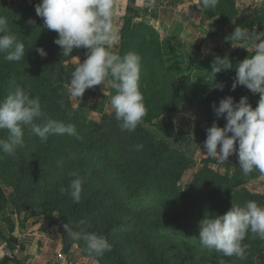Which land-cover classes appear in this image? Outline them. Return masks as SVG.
<instances>
[{"label":"rangeland","instance_id":"obj_1","mask_svg":"<svg viewBox=\"0 0 264 264\" xmlns=\"http://www.w3.org/2000/svg\"><path fill=\"white\" fill-rule=\"evenodd\" d=\"M21 3L23 0H0V16ZM207 10L210 15L208 18L214 22L215 29L220 33L228 30L236 18L231 0H218L215 9ZM146 32L138 27V24H132L130 29L117 35V44L113 51L121 56L129 51L138 54L141 58V70L144 68L152 74H157L155 82L161 89L154 83L152 90L165 89L162 80L175 76L180 93L188 95L192 93V85H200L209 79L211 72L208 68L198 73L194 70L196 65L209 60L201 54L203 43L199 38L188 36L184 41L176 42L152 36L145 40ZM212 46H215L214 42ZM2 57L0 54V61L3 60ZM20 80L23 82L27 79ZM1 81L0 79V83ZM7 83L9 88H4L0 100L16 89L13 84L14 77L7 80ZM93 88L98 89L97 86ZM99 90L100 96L96 99L91 95L87 96V101L83 100L84 108H88L86 111L82 110V107L75 108L77 113L73 115L62 112L64 101L58 103L55 96L49 99L39 97L46 118L62 121L66 125H75L82 139L78 140L75 136L67 134L51 135L46 143H42L31 131L25 129L24 144L17 148L15 155L0 151V216L5 211L8 216L3 217L7 218L8 224L15 223L19 227H24L25 223L32 221L39 230L59 240L66 250L76 249L79 253L93 258L97 264H199L200 259L203 264H216L218 258L221 261H235L236 264H264V239L254 238L251 233L243 241L248 245L245 259L227 257L220 252L221 255L213 253L215 250L206 253L210 249L202 246L199 240V225L207 215H224L231 209L233 202L243 205L248 201H256L264 206V199L246 197L245 194L250 192L243 188L247 183L242 179L250 180L255 177L256 172L246 176L238 165L231 168L215 163L207 165L215 175L219 174V180L224 177L231 180L230 183L225 181L221 184L222 187L214 190V196L205 192L208 188L206 179L209 178H205V174L200 179L202 184L198 188L187 190L204 169L202 163L208 160L203 154L204 143L201 146L194 139L197 136L198 122L206 121L210 124L213 121L209 113L200 107L194 112L185 110L181 113L178 109L144 124L145 130L156 139L164 143L168 139L165 144L169 149L178 150L192 160L193 163L185 164V167L182 165L184 162L174 153H167L164 158L156 155L146 158L143 154L140 155L135 151L136 146L140 145L137 137L135 143H126L123 137L114 138L111 142L115 144V150L110 147L108 155L98 157V145H89L90 135L93 133H86L88 123L100 124V128L95 130L101 131L104 139L101 138L106 140L109 130L104 128L115 114L109 99L115 92L108 93L107 90L105 95L103 90ZM166 125L167 131L163 129ZM194 129L196 133H193ZM176 132L180 133L176 135ZM202 134L205 142L207 131ZM170 135L172 136L167 138ZM7 136V130H0V139H7ZM144 144L146 148L152 146L148 142ZM235 156H230L227 162ZM132 160H138L137 165L146 162L145 166L149 168L150 181L146 184L149 186L142 187L145 188L143 190L147 189L146 191H141L140 188L137 190L133 185L136 179L140 180V176H134L132 166L136 164L131 165ZM72 172H77L83 179L79 203H74L66 191H61L68 188L72 179L69 174ZM164 186H173L178 192H175V200L168 199V202L174 203L175 206L170 208L168 213L164 212L166 205L162 200L161 189ZM194 191L198 192L199 197L192 198V202L188 201L185 206L182 195L193 194ZM230 193L239 195L232 198ZM226 197L229 200L223 203ZM181 203L190 210L185 209L189 214L188 218L185 217L186 214L183 216V209L178 208ZM141 205H160L162 212H150L141 217L136 213V209ZM169 215L181 221L179 226L165 223ZM81 220L85 221L83 225L80 224ZM66 224H71L73 230L80 233H96L103 236L110 243L111 250L98 256L90 255L83 239L76 241L68 236L64 228ZM130 225H133L132 228H129ZM133 227L136 228L134 231Z\"/></svg>","mask_w":264,"mask_h":264},{"label":"clouds","instance_id":"obj_2","mask_svg":"<svg viewBox=\"0 0 264 264\" xmlns=\"http://www.w3.org/2000/svg\"><path fill=\"white\" fill-rule=\"evenodd\" d=\"M217 5L218 0H201L200 9H215ZM35 11L43 18L44 28L58 33L54 43L62 49L64 57L71 55L74 49L88 50L87 58L71 74L69 93L78 98L90 88L97 85L105 87L107 84L115 90L110 103L116 120L120 122V129L134 131L146 114L139 86L141 58L132 51L123 56L113 51L117 42L113 25L114 0H41L35 6ZM34 23L29 20V24ZM225 39L234 48L240 42L251 44L254 48L251 57L235 66L236 77L232 90L245 86L252 93L259 94L260 99L255 108L247 97L235 102L233 97L228 96L219 102V106L214 104L215 115L224 118L226 124L221 128L214 122L207 129L203 154L218 159L220 163L227 162L230 156L237 154L244 175L256 171L264 176V39L250 36L249 30L241 26H236L234 32ZM37 51L41 56L47 55L43 48ZM0 54L8 62H19L25 55V44L10 31L4 16H0ZM232 68L229 58L217 56L212 72L216 75ZM219 87L223 90V86ZM25 129L31 131L42 143H46L51 135L67 134L82 139L75 125L46 118L40 98L16 87L14 92L0 100V130L8 132L7 139H0V151L15 155L17 148L24 144ZM136 147L139 149L142 146ZM69 175L72 179L68 188L61 191H66L74 203H79L83 179L77 172ZM84 223L80 221L81 225ZM199 227L202 246L227 257L245 259L248 245L243 241L248 234L264 239V206L256 201H248L243 205L233 202L226 214L207 215ZM64 228L73 240H84L90 255L98 256L111 250L110 243L103 236L74 231L71 224L64 225Z\"/></svg>","mask_w":264,"mask_h":264},{"label":"trees","instance_id":"obj_3","mask_svg":"<svg viewBox=\"0 0 264 264\" xmlns=\"http://www.w3.org/2000/svg\"><path fill=\"white\" fill-rule=\"evenodd\" d=\"M231 1L235 10V17H236L237 10L235 8V3L234 0ZM205 12L207 16H210L208 10H206ZM1 16L7 18L8 27L10 31L13 34H15L17 38L25 44V55L23 59L19 62H8L5 61L2 57L3 60L0 61V79L2 80L0 83V98L1 95L3 94L4 88L5 89L9 88L7 80H9L11 77H14L13 84L15 88L21 87L31 96L33 97L38 96L41 97L42 99H49L51 98V96H55V98L58 99V103L64 101V104L62 105L64 107L63 109H61L62 112L64 111V113H67L69 115L76 114L77 111H75L76 109L72 107L71 94L68 91V85L70 82L71 74L76 67L68 65L67 61L70 58L80 54L87 57L88 50L84 48L74 49L71 55L64 57L62 53V49L57 44L54 43V41L58 38V33L53 30H48L44 28L43 18L39 17L36 14L35 5L29 4L26 1H23V3H21L20 5L11 7L10 9L7 10L5 14H2ZM29 20L35 21V23L29 24ZM228 22L230 23L231 19H229ZM132 24H133L132 21L127 19L125 26L121 30V33L130 29L132 27ZM259 24L261 23L259 22ZM250 26L253 27L255 25L251 23ZM138 27H141L145 31H147L145 40L152 38V36L153 37L156 36L159 38L158 34L152 28L145 25H138ZM230 33L231 31L226 34L221 32L220 34H209L208 36L209 37L227 36ZM39 48H43L47 53V55L41 56L37 51V49ZM253 54L254 53L243 52L237 57L230 59L233 64L232 69L226 71L222 70L220 73H217L214 76L215 78L207 79L206 82L200 85H192L191 86L192 93L191 94L188 93V95L185 94L183 95L180 93V91L178 90V80L175 76H169L168 78L163 79L162 84L165 85L166 88L163 90H158L161 89V86H159V84L155 82L157 79V74L156 73L152 74L149 70L143 68L140 74L139 86H140V91L144 98L146 114L143 117L142 123L139 124L137 128L132 132L122 131L119 127L120 122L116 120L114 114L112 115L111 119L108 120L110 122L106 123V126L104 128L106 130H109V132L106 135L108 137L106 140H103L104 135H102L101 131L98 132L99 130L98 131L95 130L97 128H100V124L88 123L89 128L87 129L86 133L87 134L93 133L92 135H90L89 145L91 147L98 145L97 155L98 157H103L109 154L110 147L115 146V144L111 142L114 138L123 137L126 143H132V142L135 143L134 140L137 137V140H139L140 145L142 147H140L139 149L135 148V151H137V153H139L140 155L143 154V156H145L146 158H149L151 155L154 156L156 155V157L164 158L167 153H168L167 155L174 153L177 157H180L178 159H180L181 162H184V164H182L183 167H185V164L187 165L189 163L190 164L193 163L192 160L188 159L185 156V154H182V152L178 150H171L166 146L165 144L166 142L164 143L162 140L156 139L153 134L145 130L144 124L151 123L155 118L157 117L160 118L165 113L176 112L183 104H187L188 106L210 105L213 109L214 104L216 106H219V102L228 96L233 97L235 102H239V100L242 97L248 98V94L244 92L245 86H238L233 91L232 84L236 77L235 66L238 63L242 62L244 59L251 57ZM213 62L214 61L206 60L205 62L196 65L195 69L202 70L208 68L209 71H212ZM23 78H26L27 80H23V82H21L20 79ZM154 83H156L158 87L157 90L151 89V86ZM219 86H223V90H221ZM111 91L115 92L114 89ZM111 96L112 95H110L109 99H111ZM256 99L258 103L260 99L259 95L256 96ZM217 119H218L219 127L223 128L226 124L225 119L224 118H217ZM84 120L86 122V117H84ZM163 129L167 131V128L164 127ZM179 133L180 132H176V135ZM171 136L172 135L167 136V138ZM101 137H103V139ZM145 142L151 143L152 146L146 148V145L144 144ZM137 162L138 160L137 161L132 160L131 165L136 164ZM211 163L223 165L225 168L235 167L236 165L240 166L238 157L225 163H220L218 159H213V158L208 159L202 163L204 165V169L200 171V174L197 175V177L194 179L193 184L187 187V190L191 191V189L193 188L196 187L198 188L202 184L200 179L202 178V176L204 177V174L206 175L205 178L209 176V178L206 179L208 188L206 189L205 192L207 195L210 193L212 196H214L213 194L214 190L222 187L221 184H223L225 181L227 183L231 182V180L228 179L227 177H224L222 178V180H219L220 178V176H218L219 174L215 175L216 173L207 166ZM145 164L146 162L144 164L140 162L138 163V165L136 164L132 166L134 170L133 171L134 176H137V178L138 176H140V180L136 179L133 185L135 188H137V190H139L140 188L141 191L145 189L142 187L149 186L146 184L147 182L150 181L149 178L151 173H149V168H147ZM127 165H129V163ZM255 174L258 175L259 173L256 172ZM156 181L158 180L156 179ZM242 181L246 182L248 180L242 179ZM153 185L154 184H151V186ZM165 186L164 188L161 189V192L163 195L162 198L163 203H165L166 205L164 212L168 213L170 208L175 207L174 203L172 204L168 202V199L170 201L175 200L176 193L178 192L176 191V189H174L175 185H173L174 187L172 186V188H166ZM237 194L239 195V193H234V194L230 193V197L233 198ZM182 196L184 201L186 202L185 204L186 206L188 205V201L191 203L192 198L194 199L195 197H199V194L197 191H194L193 194L192 193L187 195L183 194ZM245 196L248 198L263 199L262 196L252 195L251 193H246ZM206 199H208V197ZM228 200H229L228 197H226L223 203H225V201ZM185 206L183 207V204L181 203L178 208L183 209V213H182L183 216L186 214L185 217L188 218L189 214L186 213L185 209L188 211L190 210L188 208H185ZM150 212L151 213L153 212L155 214H159L160 212H162L160 205L159 206L141 205L138 206V208L136 209L137 215L139 214V216L141 217H144V215L146 214H150ZM177 220H178L177 218L173 217L172 215H169V217L166 219L167 222L165 223H173L179 226L181 221H177ZM159 221H161L160 218ZM131 226L133 225H130L129 228H132ZM133 228L134 231L136 228L135 227ZM251 243L253 242H249V244ZM254 244L256 245L257 242L256 243L254 242ZM211 251L212 250H207L206 253L208 252L212 253ZM213 253H219V252L215 251ZM220 262L221 260L218 258L216 264H220ZM203 263H204L203 260L200 259L199 264H203ZM223 264H236V262L227 260V261H223ZM249 264H254V263L250 262Z\"/></svg>","mask_w":264,"mask_h":264},{"label":"crops","instance_id":"obj_4","mask_svg":"<svg viewBox=\"0 0 264 264\" xmlns=\"http://www.w3.org/2000/svg\"><path fill=\"white\" fill-rule=\"evenodd\" d=\"M23 1L35 6L41 2V0ZM234 3L237 16L233 24L229 26V29L224 30L223 33L226 34L231 30V33L227 35L230 36L235 30V25H237L248 29L250 36H259L264 39V0H234ZM114 6L113 25L116 39L128 19L133 24L152 28L159 38L162 39L182 42L188 36L199 38L203 43L202 56L211 61H214L217 56L233 59L243 52L254 53V48L251 44L240 42L234 48L231 42L226 41L225 38L227 36L209 37V34H220V32L215 29L214 22L208 18L205 10L200 9L201 0H114ZM251 23L255 26L251 27ZM213 42L215 46H212ZM86 58L80 54L70 58L67 64L77 67ZM194 70L195 73L200 72V70L195 68ZM210 72L209 79L215 78V73ZM97 87V90L95 88L86 90L82 97L77 98L71 95L72 107L74 109L82 107L81 109L86 111L88 108H84L82 102L83 100H88L87 96L93 95L96 99L97 96H100L99 89L103 90V92L108 90V93L111 91V87L107 86V84L105 87L104 85H97ZM244 92L248 94V102L252 107H257L256 96L259 94L252 93L246 87ZM77 102L79 103L78 105ZM199 107L205 109V112L207 111L213 120L210 124L206 121L198 122L197 133L194 129L193 133L197 135L194 141L202 146L204 143L203 131H207L214 122L219 126L217 116L212 107L210 105L190 107L183 105L178 111L181 113L185 110L194 112ZM165 128H168V125ZM234 155H236L234 158L238 157L237 154ZM206 158L211 159L208 156ZM246 183L243 188L247 192L264 197V176L258 174L246 181ZM6 215L8 216L4 211L0 216V264H97L93 258L79 253L76 249L66 250L59 240L53 239L48 233L39 230L37 225L31 223L32 221L25 223L24 227H19L15 223L14 225L8 224L7 218L3 217ZM17 246L20 247V252L16 250ZM7 251L10 252V256L5 255ZM60 255H62V258H60Z\"/></svg>","mask_w":264,"mask_h":264},{"label":"built area","instance_id":"obj_5","mask_svg":"<svg viewBox=\"0 0 264 264\" xmlns=\"http://www.w3.org/2000/svg\"><path fill=\"white\" fill-rule=\"evenodd\" d=\"M16 250L20 252L21 249H20L19 246H17ZM5 255H6V256H10L11 254H10L9 251H7V252L5 253ZM60 258H62V255H60Z\"/></svg>","mask_w":264,"mask_h":264}]
</instances>
